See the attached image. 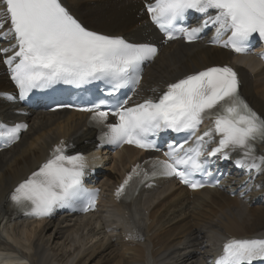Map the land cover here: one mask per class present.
Here are the masks:
<instances>
[{
  "label": "snow or ice",
  "instance_id": "snow-or-ice-1",
  "mask_svg": "<svg viewBox=\"0 0 264 264\" xmlns=\"http://www.w3.org/2000/svg\"><path fill=\"white\" fill-rule=\"evenodd\" d=\"M189 10L208 16L202 27L180 29L190 41L196 39L197 33L209 22L216 26L217 37L230 32L223 47H231L237 53L246 51L247 41L253 34L264 38V0H155L148 6L152 21L167 34L168 40L175 38L174 22L183 19ZM209 10H214L215 15L209 14ZM5 23H10V28L4 35L13 36L16 43L11 47L17 49L5 62L12 65L19 58L12 68V79L21 98L32 89L58 82L82 84L106 80L116 89L128 83L138 84L141 65L157 54V48L152 45L131 44L121 37L86 29L61 0H0V28ZM10 50L3 48L0 52ZM84 110L93 112L92 119L100 123L109 115L100 110L99 104ZM113 115L118 122L106 125L103 142L134 144L144 149L155 146L148 139L150 134L165 129L195 134L206 119L214 121V128L197 136L192 147L170 146L165 154L168 160L152 161L151 176H176L194 189L203 186L191 177L205 171L202 157L214 134L220 139L209 153L212 156L227 148H238L248 157L253 155L256 142L264 143V118L241 98L237 74L229 66L209 67L187 75L170 83L158 102L148 99L135 107L121 105ZM21 128L27 125L11 128L0 125V137L15 141ZM260 159L264 161V157ZM85 166L82 155H66L64 148L57 146L51 157L15 188L11 199L22 210L30 209L37 216L49 214L54 207L70 205L85 192L82 184ZM139 167L137 165L117 189V197L125 191L133 174H139ZM144 178H149L147 172ZM94 206L91 200L83 210ZM257 261H264V239H230L224 244L223 255L216 264H254Z\"/></svg>",
  "mask_w": 264,
  "mask_h": 264
},
{
  "label": "bare ground",
  "instance_id": "bare-ground-1",
  "mask_svg": "<svg viewBox=\"0 0 264 264\" xmlns=\"http://www.w3.org/2000/svg\"><path fill=\"white\" fill-rule=\"evenodd\" d=\"M61 2L79 23L93 31L136 40L156 34L149 24L144 0ZM7 28H10L9 23L0 28V49L15 44L9 41L10 33L1 38ZM4 54L0 52V110L9 104L1 92L12 86V73H8L2 62ZM155 60L141 82L139 97L142 99L156 95L168 81L185 78L213 65L228 66V63L239 61L249 63L239 57L234 58L222 45L211 47L204 42L187 46L173 44L162 50ZM229 67L237 74L244 100L264 118V66L253 62L250 70L236 65ZM84 118L83 114L76 112L38 113L32 117V125L18 145L0 153V250L24 255L31 264H208L204 253L208 251L207 247L201 249L198 246L212 244L217 237L226 234L264 236V205L253 208V198H232L222 189L190 193L169 186L155 197L141 198L143 211L135 220L136 224L128 230L131 241H126L128 233L123 237L119 228L112 227L109 222H114L110 215L92 214L76 220L60 217L56 221L35 223L18 220L9 205L15 188L36 171L52 145L61 140L74 142L84 139H75L86 135ZM254 152L255 157H264V143H258ZM246 158L254 159L253 156ZM123 165L124 161L119 159L118 166ZM252 171L255 173V167ZM105 178L107 181L117 180L118 168L106 173ZM197 194H204L208 199L192 201ZM180 201L183 203L178 205ZM216 206L220 210H216ZM112 211L119 219L124 213L122 208H113ZM146 211H149L148 215ZM0 254L5 253L0 251Z\"/></svg>",
  "mask_w": 264,
  "mask_h": 264
},
{
  "label": "rangeland",
  "instance_id": "rangeland-1",
  "mask_svg": "<svg viewBox=\"0 0 264 264\" xmlns=\"http://www.w3.org/2000/svg\"><path fill=\"white\" fill-rule=\"evenodd\" d=\"M263 173V172H262ZM261 173V174H262ZM263 175H264V173H263ZM264 177V176H263ZM194 200V198H192V201ZM252 203V202H251ZM260 206V205H259ZM253 208H255V207H258V206H252ZM216 210H220V207L219 206H216ZM223 212V211H222Z\"/></svg>",
  "mask_w": 264,
  "mask_h": 264
}]
</instances>
